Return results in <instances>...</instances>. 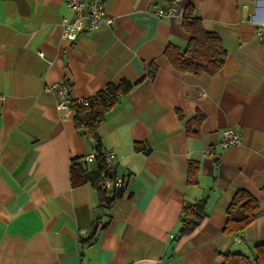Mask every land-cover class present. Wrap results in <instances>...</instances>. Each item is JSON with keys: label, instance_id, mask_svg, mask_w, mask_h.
<instances>
[{"label": "crops", "instance_id": "crops-1", "mask_svg": "<svg viewBox=\"0 0 264 264\" xmlns=\"http://www.w3.org/2000/svg\"><path fill=\"white\" fill-rule=\"evenodd\" d=\"M100 1L112 22L69 40L62 18L75 13L65 0H0V264H240L225 258L230 252L256 264L254 245L264 242V0H179L173 15L174 0ZM188 5L226 49L215 73L173 62L192 39ZM142 77L98 128L127 179L107 203L98 182H72V160L94 145L77 129L75 108L58 107L53 85L70 82L77 100ZM227 127L240 144L220 143ZM97 167L93 160L87 169ZM239 190L259 213L245 231H226ZM201 199L205 218L181 235L185 207Z\"/></svg>", "mask_w": 264, "mask_h": 264}, {"label": "trees", "instance_id": "trees-1", "mask_svg": "<svg viewBox=\"0 0 264 264\" xmlns=\"http://www.w3.org/2000/svg\"><path fill=\"white\" fill-rule=\"evenodd\" d=\"M186 8L187 16L184 18V24L192 33V39L188 48L176 53V57H173V62L179 67L189 68L195 72H200L205 68L206 71L215 73L225 63L226 49L221 44L219 35L205 29L201 19L193 16V6L188 5ZM207 62L210 64H206ZM142 81L143 77L137 81H130L125 78L117 82L110 81L90 98H86L87 104L83 100H74L71 97V107H74L76 110L75 125L87 138L88 134H91L95 138L97 145L93 147L96 149L97 155L95 160L98 162L96 171L94 174H91L87 169L89 162L84 160V156L74 158L71 164L72 182L92 181L94 184L98 182L101 200L107 203H111L117 196L121 195L122 189L118 191L108 190L102 183V172L106 171L108 166L98 128L105 120L106 114ZM199 116L202 118L201 115ZM194 132L198 134V125ZM137 149H141L140 144H137ZM204 207L205 199H201L185 207V218L180 228L181 235L189 234L198 227L206 216ZM258 213L259 208L255 199L247 191L239 190L229 210V218L225 227L226 231H245ZM252 254V256H255L254 260L256 264H264V242L255 243L254 253ZM224 256L233 263L237 260L240 264H251V256L241 252L225 253ZM231 256L234 261L229 258Z\"/></svg>", "mask_w": 264, "mask_h": 264}, {"label": "built area", "instance_id": "built-area-1", "mask_svg": "<svg viewBox=\"0 0 264 264\" xmlns=\"http://www.w3.org/2000/svg\"><path fill=\"white\" fill-rule=\"evenodd\" d=\"M67 6L74 11V17L63 16L62 25L64 28L63 37L69 40H76L79 35L85 30L98 28L103 22L111 23L112 18L106 14V6L100 0H65ZM179 0H174V4L170 7V14H177V3ZM164 11H160L164 15ZM264 39V36H262ZM42 55V53H41ZM59 95L58 107L65 110H71V84L70 82H58L53 85ZM86 104V98H81ZM241 137L239 132L234 127H227L223 130L220 143L224 146L240 144ZM96 149L84 155L86 162H91L96 159ZM115 152L108 150L105 152L106 164L108 169L102 172L101 180L104 187L108 190L118 191L125 187L127 179L124 175L117 173L115 167ZM241 240V237H237Z\"/></svg>", "mask_w": 264, "mask_h": 264}, {"label": "water", "instance_id": "water-1", "mask_svg": "<svg viewBox=\"0 0 264 264\" xmlns=\"http://www.w3.org/2000/svg\"><path fill=\"white\" fill-rule=\"evenodd\" d=\"M88 139L91 141V143L96 146L97 145V142L95 140V138L91 135V134H88Z\"/></svg>", "mask_w": 264, "mask_h": 264}]
</instances>
